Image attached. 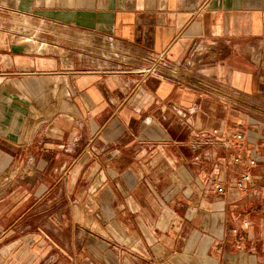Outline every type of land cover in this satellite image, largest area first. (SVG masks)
Returning <instances> with one entry per match:
<instances>
[{"label": "crops", "instance_id": "obj_1", "mask_svg": "<svg viewBox=\"0 0 264 264\" xmlns=\"http://www.w3.org/2000/svg\"><path fill=\"white\" fill-rule=\"evenodd\" d=\"M0 15V264H264V0Z\"/></svg>", "mask_w": 264, "mask_h": 264}, {"label": "built area", "instance_id": "obj_2", "mask_svg": "<svg viewBox=\"0 0 264 264\" xmlns=\"http://www.w3.org/2000/svg\"><path fill=\"white\" fill-rule=\"evenodd\" d=\"M41 49H43V45L40 46ZM216 133V132H215ZM227 139V145L229 147L241 142L244 139V135L238 132H234L232 134H229L228 136H226ZM235 162L240 163L241 162V158L237 157L235 158ZM256 164V160L254 159H250L248 161V166L252 167ZM252 180V176L249 172L245 173L242 177V180L240 182L237 183V188H243L245 184L250 183ZM211 188L214 190L215 193L218 194H222L225 191V188L223 185L219 184V183H214L212 182Z\"/></svg>", "mask_w": 264, "mask_h": 264}, {"label": "rangeland", "instance_id": "obj_3", "mask_svg": "<svg viewBox=\"0 0 264 264\" xmlns=\"http://www.w3.org/2000/svg\"><path fill=\"white\" fill-rule=\"evenodd\" d=\"M3 15H0V17ZM7 17V16H4ZM6 19V18H5ZM22 18H16L15 22H16V31L18 32H24L26 29H21L20 26H18L17 21L21 20ZM13 21V20H12ZM1 26V24H0ZM24 30V31H23ZM36 32H38V30L36 29ZM45 33V32H44ZM36 35V34H35ZM52 37H54V33L51 31L50 33H46L45 38L46 39H51ZM74 40V37H70V39ZM34 40H32V42H28V46L31 47V49H34V45L35 43L33 42ZM36 41V40H35ZM86 44V47H88L90 44L88 42H84ZM98 47V46H97ZM89 48V47H88ZM51 49V48H50ZM101 51V50H98ZM106 55V54H105ZM106 61V59H104Z\"/></svg>", "mask_w": 264, "mask_h": 264}, {"label": "bare ground", "instance_id": "obj_4", "mask_svg": "<svg viewBox=\"0 0 264 264\" xmlns=\"http://www.w3.org/2000/svg\"><path fill=\"white\" fill-rule=\"evenodd\" d=\"M26 21H27V20H26ZM24 22H25V21H24ZM29 23H30V22H29ZM29 23H28V24H29Z\"/></svg>", "mask_w": 264, "mask_h": 264}]
</instances>
